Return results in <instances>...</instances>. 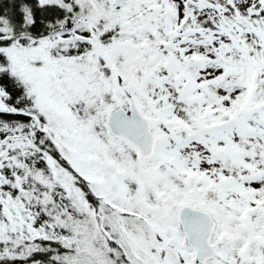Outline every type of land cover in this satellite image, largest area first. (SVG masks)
I'll return each instance as SVG.
<instances>
[{"label": "snow or ice", "instance_id": "1", "mask_svg": "<svg viewBox=\"0 0 264 264\" xmlns=\"http://www.w3.org/2000/svg\"><path fill=\"white\" fill-rule=\"evenodd\" d=\"M0 264H264V0H0Z\"/></svg>", "mask_w": 264, "mask_h": 264}]
</instances>
